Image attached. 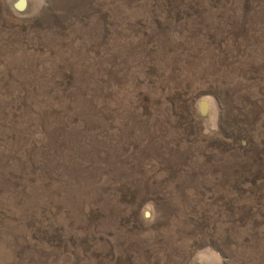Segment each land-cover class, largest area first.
<instances>
[{"label": "rangeland", "instance_id": "374dc122", "mask_svg": "<svg viewBox=\"0 0 264 264\" xmlns=\"http://www.w3.org/2000/svg\"><path fill=\"white\" fill-rule=\"evenodd\" d=\"M0 264H264V0H0Z\"/></svg>", "mask_w": 264, "mask_h": 264}]
</instances>
